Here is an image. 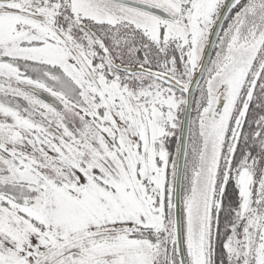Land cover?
Instances as JSON below:
<instances>
[{"label": "snow or ice", "instance_id": "6c2138e0", "mask_svg": "<svg viewBox=\"0 0 264 264\" xmlns=\"http://www.w3.org/2000/svg\"><path fill=\"white\" fill-rule=\"evenodd\" d=\"M0 264H264V0H0Z\"/></svg>", "mask_w": 264, "mask_h": 264}]
</instances>
